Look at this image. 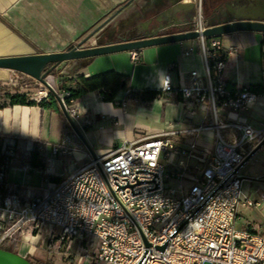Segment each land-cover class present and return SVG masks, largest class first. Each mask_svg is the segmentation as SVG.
Instances as JSON below:
<instances>
[{
    "label": "built area",
    "instance_id": "2783aa9c",
    "mask_svg": "<svg viewBox=\"0 0 264 264\" xmlns=\"http://www.w3.org/2000/svg\"><path fill=\"white\" fill-rule=\"evenodd\" d=\"M193 1L198 11L190 29L202 31L201 0ZM200 48L204 72L191 70L184 76L179 72L177 86L166 73L161 91H175L180 101L210 113L211 124L190 130L215 129L211 151L195 141L179 143L173 137L179 131H160L89 159L43 196L19 189L5 195L0 192V247L8 249L16 235L42 236L47 230L48 251L67 252L77 243L90 264H264V236L250 226H237L238 207L256 203L244 195L242 180L233 173L264 139V126L225 123L219 118L221 110H245L257 95L237 83L228 87L225 71L235 49L225 48L216 37L201 38ZM194 51L191 46L184 54ZM38 84L39 91L28 98L41 105L50 92ZM260 85L264 87V71ZM52 88L74 120L77 111L70 92H59L53 83ZM223 128L233 130L229 140L220 135ZM75 139L69 128L51 147L52 155L70 152L76 147ZM0 153L3 183L14 150L4 144ZM175 155L182 159L181 168L169 172L164 162H171ZM191 160L197 165L192 167ZM53 228L57 234L51 232ZM66 260V264H80L72 256Z\"/></svg>",
    "mask_w": 264,
    "mask_h": 264
},
{
    "label": "crops",
    "instance_id": "0c3cea01",
    "mask_svg": "<svg viewBox=\"0 0 264 264\" xmlns=\"http://www.w3.org/2000/svg\"><path fill=\"white\" fill-rule=\"evenodd\" d=\"M127 1L0 0V57L69 49L116 11L117 14L98 33L109 25L113 26L114 32L117 19L123 16L126 24L137 28L149 26L152 20L174 23L181 20V16L173 11L175 0H131L123 6ZM179 1L193 3L190 10L196 12L197 4L193 0ZM218 38L225 48L235 49L225 71L228 87L234 88L236 83L245 87L260 86L264 71V34L239 32ZM191 46L195 51L185 55L184 51ZM200 51L198 38L95 56L86 59L80 68L76 66L77 60L59 65L63 71L73 67L75 75L85 78L114 72L128 79L127 86L116 92L113 101L104 100L98 90L73 98L77 111L74 121L96 158L112 152L126 141L160 131H179L173 136L179 143L195 141L199 147L212 150L215 129L190 130L211 124L210 113L203 112L192 102L180 101L175 91L168 94L161 91L162 78L166 73L172 84L177 86L179 72L182 76L191 70L204 72ZM71 71L65 78L75 76ZM7 78L19 79L25 85L32 82L38 85L25 74L0 69V79ZM63 82L57 83L59 92L66 90ZM73 83L72 80L71 85ZM19 90L23 91H6L0 102L1 145H11L14 150L5 181L0 183V192L5 195L19 189L31 196H43L92 156L77 136L73 143L76 147H71L70 152L59 151L52 155L51 147L57 145L70 128L57 101L51 106H40L34 101L10 104L7 94H24L29 100L24 89L20 87ZM147 90L157 94L150 97L142 93ZM253 93L257 95L255 102L237 113L221 110L220 120L225 123L244 121L254 128L264 126V93ZM219 131L224 139L229 140L233 130L223 128ZM180 160L181 157L175 155L171 162H164L166 170L179 171ZM189 164L192 167L197 165L195 160ZM237 175L242 180L244 195L256 203L238 207L237 226H250L254 232L264 236V146L238 170ZM169 184L177 185L174 181ZM51 232L57 234L58 230L53 228ZM45 235H16L9 249L32 262L66 264L67 256H72L75 262L90 264L85 261L77 243L67 252L63 249L62 253L48 251Z\"/></svg>",
    "mask_w": 264,
    "mask_h": 264
},
{
    "label": "water",
    "instance_id": "95a60500",
    "mask_svg": "<svg viewBox=\"0 0 264 264\" xmlns=\"http://www.w3.org/2000/svg\"><path fill=\"white\" fill-rule=\"evenodd\" d=\"M130 1L131 0L124 3L123 6L125 4L127 5ZM172 5L174 13L180 15L182 19L190 18L196 13L194 9L193 11L190 10V7H194V4L191 2L181 3L179 0H175ZM227 7L230 9L229 5ZM116 12L69 49L58 52L0 57V69H7L25 74L42 84L54 96L68 126L72 129L85 148L90 152L92 159L96 158L95 155L92 153L75 121L69 117L61 98L47 81L48 77H51L54 69L59 65L73 60L88 59L95 56L124 51H136L146 47L183 42L198 38L225 36L239 32L264 34V1H256L254 4L237 7V12L232 19L220 23L209 24L202 31L191 30L190 27H181L174 32L158 33L157 31H152L145 33L143 37L130 39L118 36V40L116 41L110 40L99 45L84 46V43L87 40L98 33L99 30L117 14ZM262 146H264V139H262L246 155L244 160L235 167L233 173H237L238 170L247 161H249V159H251ZM162 248L163 247H159V249ZM0 264L33 263L11 249L0 247Z\"/></svg>",
    "mask_w": 264,
    "mask_h": 264
},
{
    "label": "trees",
    "instance_id": "16d2710c",
    "mask_svg": "<svg viewBox=\"0 0 264 264\" xmlns=\"http://www.w3.org/2000/svg\"><path fill=\"white\" fill-rule=\"evenodd\" d=\"M176 29L170 30L168 32H174ZM220 36H217L218 38ZM209 38H205V41H207ZM86 59H80L77 60L76 66L77 68H80L81 66L85 65ZM76 68V67H75ZM73 75L74 68L71 71ZM71 73V74H72ZM69 75V74H68ZM72 80L74 81L73 85H71ZM128 79L116 74L114 72H107L103 74H99L93 77L85 78L83 75H75L71 76L69 79L66 78V80L63 82V87L70 92V98H76L79 97L89 91H95L98 90L101 93V96L106 101H113L114 95L119 89H123L127 86ZM249 91L256 92V93H264V87L261 85H250L248 87ZM142 93L150 95V97H154L157 92L156 91H143ZM7 97L9 98L10 104H30L33 101L28 100L27 97L24 94H14L10 95L7 94ZM52 104L56 105V100L54 96L49 93L48 94V101L41 103L40 106H51ZM67 127L68 124H66ZM2 144V137L0 135V148ZM3 163V156L0 153V166ZM2 186V185H0Z\"/></svg>",
    "mask_w": 264,
    "mask_h": 264
},
{
    "label": "flooded vegetation",
    "instance_id": "af4514ba",
    "mask_svg": "<svg viewBox=\"0 0 264 264\" xmlns=\"http://www.w3.org/2000/svg\"><path fill=\"white\" fill-rule=\"evenodd\" d=\"M256 1L262 2L264 0H201V6L203 2L205 8L203 16L201 15V21L203 25L207 26L209 24H215L230 20L235 16L237 7L254 4ZM228 5L230 6V9H228ZM192 17L187 19L181 18L179 23H174L173 21L164 22L159 20H152L149 26L138 28L140 32L135 36H131L130 38H140L143 37L145 33L152 31L164 33L173 29L178 30L181 27H191ZM118 36L120 35L115 34V37L112 41L118 40Z\"/></svg>",
    "mask_w": 264,
    "mask_h": 264
},
{
    "label": "rangeland",
    "instance_id": "374dc122",
    "mask_svg": "<svg viewBox=\"0 0 264 264\" xmlns=\"http://www.w3.org/2000/svg\"><path fill=\"white\" fill-rule=\"evenodd\" d=\"M196 11H198V7H197ZM200 11H201L200 12L201 15L203 16V14L205 12L203 2H202V6H201ZM117 20H118L117 21L118 25L116 28H114V32H113V26L109 25V26L104 28L102 33H96L89 40H87L84 43V46L99 45V44H102L106 41H110V40L112 41L115 37V34H118L122 37H126L129 39L131 36H135L140 32V30L137 27H135L133 25L129 26L128 24H126L124 22V21H126L125 16H123L122 18H119ZM202 25H203V23H202ZM203 26H206V25H203ZM199 39H201V38H199ZM58 67L55 68L53 73L51 74L53 84L56 88L59 86V84L57 85V83H60L61 81L63 82L66 80V78H65L66 73L73 70V67L66 68L65 71H63V69H59ZM14 79L15 78H11L10 80H8V78L7 79H0V102H2L3 99L5 98V92L6 91H11V90L23 91V90H19L20 87H22L24 89V91L29 96H31L34 93H36L37 91H39V84L36 85L32 82V83H30V85H25L26 84L25 82H21L19 79H17V80L16 79L14 80Z\"/></svg>",
    "mask_w": 264,
    "mask_h": 264
},
{
    "label": "bare ground",
    "instance_id": "6f19581e",
    "mask_svg": "<svg viewBox=\"0 0 264 264\" xmlns=\"http://www.w3.org/2000/svg\"><path fill=\"white\" fill-rule=\"evenodd\" d=\"M47 81L52 86L53 81H52V78L50 76L48 77V80Z\"/></svg>",
    "mask_w": 264,
    "mask_h": 264
}]
</instances>
